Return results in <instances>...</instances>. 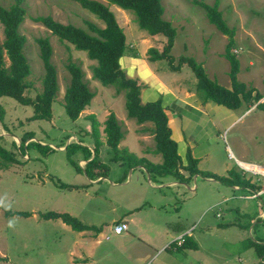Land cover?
Wrapping results in <instances>:
<instances>
[{"label": "rangeland", "instance_id": "obj_1", "mask_svg": "<svg viewBox=\"0 0 264 264\" xmlns=\"http://www.w3.org/2000/svg\"><path fill=\"white\" fill-rule=\"evenodd\" d=\"M103 1L104 0H98ZM164 9L163 19L180 31L187 28L185 36H190L191 40L184 43L183 34L178 33L177 43L173 45L172 50L177 57H191L196 59L195 55L206 54L210 50L214 55L223 51L227 43V38L222 35L213 25L209 24L205 17V12L196 3H205L214 5L218 3V10L222 13V19L229 28L235 29V54L240 62V75L238 80L247 83L251 87H257L264 94V0H160ZM12 0H0V4L8 7ZM110 11L114 14L118 25L125 31L126 52L135 53L137 50L161 49V43L164 42L163 36H149L146 43L140 42L130 37V30L134 34H145L146 32L139 27V24L131 12L123 11L114 5L106 2ZM23 7L26 11L25 20L19 28V32L26 38L23 48V54L30 66L31 74L27 79L30 88L26 90L25 95L34 98L42 91V78L44 69L39 55L38 39H47L52 47L51 63L57 72L58 92L54 103L52 104V119L50 121H32L27 119L33 115L31 107H25L18 104L10 98H1L0 106L5 112L2 122H0V143L12 154H17L18 163L11 165L7 170L0 169V264H68L69 250L75 231L62 223L61 220H43L39 216L46 212L67 213L83 224L95 225V229L90 231L91 239L100 235L107 225L113 229L111 220L113 214L100 211L99 195L106 193L107 198L113 205L121 204V198L124 194H137L142 189L148 188V180L142 177V187L137 182L138 171L129 170L126 177L132 175V183L121 189L113 188L108 181L97 184L89 180L80 157L87 155L86 150L95 148L99 152L101 149H109V156H112V162H119L125 158L129 150L138 153L140 148L153 150L156 148L153 136L150 132L142 133V130L152 128L150 123L142 126L135 120L127 118L125 110L124 93L117 95L115 89L111 86H103L97 80L92 79V68L97 65L95 61L87 58L84 51H77L66 42H61L56 36L52 35L45 27L39 23L33 22V18L51 17L62 24H69L74 27L89 30L88 23L103 28V23L93 14L80 7L72 0H24ZM136 37H138L136 35ZM3 40L2 27L0 25V42ZM187 49L188 52H184ZM201 58H204L202 56ZM207 58V54L205 55ZM73 62L81 67L84 74V81L87 83L90 91L95 94L89 107H87L80 117L73 121L66 115L64 109V93L69 86L70 75L66 69L67 64ZM178 58H175L173 64L177 65ZM200 63V62H199ZM161 67L160 72L165 76H170V80L175 78L186 82L191 86L196 84V79L192 70L187 65L180 66V70L171 69L166 60L159 61L155 66ZM208 67L211 69V65ZM229 69L228 61L222 57L214 63L213 71L215 76L210 75V69L206 68L210 77L216 82L225 83L224 69ZM213 74V72H212ZM168 80V81H170ZM227 80H229L227 75ZM231 85V82H230ZM223 86V85H222ZM198 94V92L195 90ZM199 98H202L198 94ZM248 113L243 115L244 122L234 126L228 133L227 141L234 156L243 162L258 164L264 166V123L254 121L257 113L262 111L254 106H248ZM113 113L116 116L122 132V139L118 143V150L115 152L106 143V136L103 133L104 121L108 115ZM250 113V114H249ZM95 115L99 130V145L96 148L94 140L91 137V120L87 117ZM251 124L252 132L258 133L252 137V142L247 143L244 133L245 125ZM32 134L33 138L27 140L25 144L35 142L45 147L32 145L29 148L19 150L22 140ZM236 135L240 142H236ZM241 150L242 157H239L233 150L232 141ZM83 141V142H82ZM15 144V146L13 145ZM70 143H77L81 148H65ZM26 146V145H25ZM225 147H221L222 149ZM17 148V149H16ZM63 148V149H62ZM111 150V151H110ZM244 152V154H243ZM103 153L102 159L109 162ZM93 156H91V159ZM221 160L236 170L235 160H228L221 155ZM1 164V161H0ZM120 167V166H118ZM249 167V166H248ZM262 171L264 169H261ZM222 170L218 181L219 198L230 195L227 185L228 176ZM145 174V172H144ZM179 174L184 177L190 176V173L183 168L179 169ZM225 175V176H224ZM251 182L262 184L264 188V177L258 179V175L252 173L243 174ZM114 176V175H113ZM112 176V177H113ZM224 176V177H223ZM140 177V176H139ZM109 180V179H106ZM200 189L205 188L208 191V185H203L202 180H198ZM60 184L66 186L61 188ZM200 189L197 194L200 193ZM189 189L180 195L177 207H181L183 201H186V207L191 206ZM204 192V190H203ZM215 194V193H214ZM254 192L250 193L255 197ZM104 195V194H103ZM246 196V195H245ZM95 200L90 202L91 198ZM240 203L239 209L227 213L226 208L235 207ZM226 207V208H225ZM264 211V196L256 200L234 201L227 200L218 203L217 210L204 211L202 215L193 223L194 227L185 234L191 236L201 245L197 252H191L184 259L183 255L174 253L178 261L171 264H258L261 259L257 256L255 250L250 247V241H264V223L254 217ZM7 212H28L30 217L6 216ZM110 214V217H106ZM219 214V217L216 216ZM192 215L188 221L193 218ZM116 217V216H115ZM260 218V217H259ZM81 219V220H80ZM105 220H107L105 222ZM183 220V219H182ZM264 220V214H263ZM259 223H256V222ZM104 222V223H103ZM215 223L220 224L218 227ZM11 225V226H10ZM248 227V228H247ZM102 229V230H101ZM100 232V233H99ZM93 236V237H92ZM105 235L102 236L104 238ZM105 244L101 240L95 247V254L100 264H134L127 263L126 258L121 257L116 252L113 244L117 240H111ZM112 242V243H111ZM264 243V242H259ZM108 246H110L108 248ZM170 253L171 250L164 251ZM116 255H115V254ZM113 254V257H111ZM181 255V256H180ZM183 257V258H182ZM166 255L158 253L148 264H160ZM182 258V261L180 259Z\"/></svg>", "mask_w": 264, "mask_h": 264}, {"label": "trees", "instance_id": "obj_2", "mask_svg": "<svg viewBox=\"0 0 264 264\" xmlns=\"http://www.w3.org/2000/svg\"><path fill=\"white\" fill-rule=\"evenodd\" d=\"M13 3L8 7L0 4V25L2 27L3 40L0 42V99L10 98L21 106L31 107L33 115L27 119L32 121H50L52 119V104L54 103L57 92V72L51 63L52 47L47 39H38L39 55L44 69L42 78V91L34 98L25 95L26 90L30 88L27 79L31 74L30 66L23 54V48L26 38L20 34L19 28L25 20L26 11L23 7L24 0H12ZM80 5L81 8L93 14L103 23V28H98L94 24L88 23L89 30L92 34L83 29L74 27L69 24H62L55 21L51 17L33 18V22L41 24L52 35L56 36L61 42H66L77 51H84L87 58L97 63L92 68V79L97 80L103 86H111L115 89V93L119 95L124 93L125 110L127 118L133 119L138 125L150 123L152 128L142 130V133L148 131L153 136L156 148L155 154L161 155L162 163L154 167L148 165L147 171L160 176H172L178 180H185L179 174L180 158L177 154L175 142L171 139V132L167 125V116L164 113L160 101L142 103L140 99L143 84L139 79L129 78L121 70L119 60L124 56L127 48L126 38L122 28L118 25L114 14L110 11L106 2L114 5L119 9L133 13L139 27L148 33L149 36H163L164 42L161 43V49H150L148 51L149 61L166 60L174 71L180 70V66L187 65L193 72L196 79L195 90L203 100L214 102L231 110L239 109L242 105L254 106L256 109L264 113V101H259L264 97L259 92L245 83L238 80L240 72V62L235 52V29L229 28L222 19V13L218 10V3L210 6L205 3L196 4L203 9L205 17L209 24L213 25L222 35L227 38L225 45L224 57L229 63L228 76L231 82L230 89L219 85L215 80L208 77L203 68L202 63L197 62L194 58L182 56L178 58L177 65L171 55V50L176 38V28L163 19L164 9L160 0H72ZM66 69L70 75L69 86L66 88L63 101L66 115L69 119L77 120L82 112L89 107L95 94L90 91L87 83L84 81V74L80 66L70 62ZM5 112L0 106V122L3 121ZM91 120V137L94 140L96 148L99 142L98 123L95 115L87 116ZM103 133L106 136V143L115 152L118 150V143L122 139V132L116 116L110 113L104 121ZM27 139L22 140L19 150L23 152V148H29L32 145L45 149L44 146L35 142L26 143L31 140L33 135L28 134ZM83 142V141H82ZM15 146V144L13 143ZM26 145V146H25ZM16 147V146H15ZM67 148H81L77 143H70ZM17 149V148H16ZM85 151V150H84ZM17 154H12L5 149L0 143V169L7 170L11 165L18 163ZM127 155V154H126ZM86 155L85 161L89 158ZM128 158L136 162L132 154H128ZM188 165L183 168L190 173L189 177L198 174L196 168L197 161L188 155ZM85 173L90 180H97L106 177L108 168L105 164L98 162L95 158L87 162L84 166ZM203 177H212L216 180L222 178L211 175L202 174ZM227 185L250 187L251 189L261 188L256 183H252L249 179L243 180L233 171L228 174ZM261 180V178H259ZM72 186L60 184L59 187ZM6 216L30 217L28 212H7ZM43 220H61L63 224L70 227L75 232L86 230H97V228L89 227L82 224L77 218L67 213L46 212L39 216ZM264 223V220H263ZM220 226V224L218 225ZM248 228V227H247ZM264 242L262 240H257ZM250 241L257 256L261 259L258 264H264V243ZM171 251L183 252L184 250H197V245L190 237H185L179 245L171 244ZM1 261L5 259L0 258Z\"/></svg>", "mask_w": 264, "mask_h": 264}, {"label": "crops", "instance_id": "obj_3", "mask_svg": "<svg viewBox=\"0 0 264 264\" xmlns=\"http://www.w3.org/2000/svg\"><path fill=\"white\" fill-rule=\"evenodd\" d=\"M176 30L174 44L177 43L178 33H180V35L183 34L182 39L184 43H190L188 41L191 40V37L185 36L189 34V32L184 33L187 28L180 29V31L176 28ZM123 32L125 34V31ZM136 35L138 37H136ZM130 37H133L136 41L140 40V42L146 43L149 35L147 32L142 35L134 34L133 29H131ZM145 51L146 49H141L132 54L125 50L124 56L119 60L120 68L127 77L137 78L143 84L140 94L142 103L161 102L164 113L167 116V125L171 132V139L175 142L177 147V154L180 158V168H185L189 164L188 155H190L197 161L196 168L198 174L192 177L185 175V180L182 179L181 181L172 176H160L155 173H149L147 171L148 165L154 167L162 163L161 155L155 154L154 149L149 150L140 148L141 151L138 153L129 150L124 153L125 158H122L119 162H112L113 157L109 156V149H101L99 152H96L95 148L90 151L86 150L89 159L87 161L84 160L86 155L84 158L80 157V166L81 163L83 164L81 167L89 162L91 156H93V159L95 158L98 162L105 164L109 170L107 176L100 178L99 182L107 183L109 181L113 188L120 187L123 189L132 183V175L135 171L133 173L131 172L129 177H126V173L129 170H136L138 171L137 175L140 176H136L140 187L143 186L141 182L142 177L145 180L147 177L149 186L146 189H142L143 193L139 192L137 194H132V196H129L130 194H124L121 198V204L117 205L112 204L111 200L107 198L108 195H106V193H100L98 201L99 210H107L106 213L110 212V214H113V212L115 213V215H112V218L110 214L106 216L111 218L107 220L113 222V229L110 225H107L100 235L92 236V239L90 238V231L74 232L76 236L73 237L71 249L68 253V264H100L95 254V247L98 246V243H101V240L104 241L105 244H108L110 242L108 236H111V240H117V244H113L115 247L113 252H116V254H119L121 257L124 255L127 263L148 264L160 253V255H166V258L162 259L160 264H171V262L179 260L178 257L175 259L172 258L176 256L174 253L183 255L185 259L191 252H197L201 249V245L191 236H188L197 245L196 251L184 250L183 252H177L173 250L170 251V253L169 251L168 253L164 252L169 249L171 244L179 245V243L187 237L190 229L194 227L192 222L199 218L202 212L217 210L220 201H224V203H226L227 200L242 202L246 200H256L257 198L261 199L264 196V188L251 189L250 187L229 186L228 194L230 195L224 196L225 199L220 200L218 199L220 196L219 189H217L219 185L218 180L212 177L202 176V174L205 173L219 177L221 176L220 172L222 170H224L223 172L228 176L230 167L221 160L222 154L224 158L226 157L228 160H235L236 170L231 171L236 173L243 180H247L246 176L244 177L243 174L248 173L243 170V165L263 167L260 169H264L262 165L251 164L237 159L228 145V133H230L234 126L244 122L243 115L248 113V106L244 104L239 109L231 110L214 102L199 98L198 94L195 92V83L188 86L186 82L180 81L177 78H175V80H170L173 78L165 76L164 72H160L161 67L164 66H155L159 61H149L148 52ZM173 52L174 50H171V55L174 59L179 58L177 57L178 55H175ZM184 52H188L187 49ZM206 52H208L206 53L207 58H205L206 54L201 52V54L196 53L195 60L202 63L206 74L211 78L210 75L215 76L216 74V71H213L214 63L218 61V59H222L223 51L216 56L210 50H206ZM202 56H204V58H201ZM208 65H211V69ZM206 68L210 69V75ZM224 71L225 81L223 82L225 83H217L230 89V79L227 80L229 69L226 68ZM239 75L240 73L238 76ZM245 84L248 86L247 83ZM253 88L264 96L262 93L263 90L259 91L257 87ZM263 101L264 97L259 103ZM254 115H257L254 119L255 122L264 123L263 112ZM243 129H250V131H247L248 133H244V137L247 143H251L252 137H254L258 131L252 132L251 124L245 125ZM235 140L236 142H240L237 135ZM223 144L225 147L222 149L221 147ZM232 145L234 146L233 150L235 153L239 157H242L241 150L237 147L234 140L232 141ZM103 153H107L106 157L109 158V162L106 159H102ZM128 154H132L136 162L130 160ZM257 177L258 179L263 178L264 174L258 175ZM199 179L202 180L203 185L209 186H206L208 191L205 188L200 189ZM93 183L97 184V181L94 180ZM252 183L256 182L254 181ZM255 185L262 187L260 183ZM187 189L190 190L189 194L193 195L189 197L191 206H185L187 201V199H185L182 206L177 207L181 197L180 195ZM199 189L200 193L197 194ZM252 192L256 193L253 198L249 195ZM92 200H95V197H92L90 202ZM239 205L240 203H237L235 207H225L227 213L239 209ZM263 214L264 211L254 217L253 222L255 219L263 221ZM192 215H194L193 218L188 221ZM216 216L219 217V214H216ZM107 220H105V222ZM122 223L127 226V230L121 234H116L114 232V226ZM215 224L217 226L219 225L217 223ZM85 225L89 227L95 226ZM103 235H105L104 238H102ZM109 247L110 246H108V248ZM111 257H113V254H111ZM182 258L180 261H182Z\"/></svg>", "mask_w": 264, "mask_h": 264}, {"label": "built area", "instance_id": "obj_4", "mask_svg": "<svg viewBox=\"0 0 264 264\" xmlns=\"http://www.w3.org/2000/svg\"><path fill=\"white\" fill-rule=\"evenodd\" d=\"M243 170H245V172H248V170L246 168L243 167ZM250 173V172H249ZM255 175H261L260 173H257ZM127 230V226L125 224H117L114 226V232L116 234H121L123 232H125Z\"/></svg>", "mask_w": 264, "mask_h": 264}, {"label": "bare ground", "instance_id": "obj_5", "mask_svg": "<svg viewBox=\"0 0 264 264\" xmlns=\"http://www.w3.org/2000/svg\"><path fill=\"white\" fill-rule=\"evenodd\" d=\"M250 166V167H247ZM244 168H246L248 170V172L252 173V174H264V170L262 171L260 168L263 167H256V166H252V165H243Z\"/></svg>", "mask_w": 264, "mask_h": 264}, {"label": "clouds", "instance_id": "obj_6", "mask_svg": "<svg viewBox=\"0 0 264 264\" xmlns=\"http://www.w3.org/2000/svg\"><path fill=\"white\" fill-rule=\"evenodd\" d=\"M11 226V225H10Z\"/></svg>", "mask_w": 264, "mask_h": 264}]
</instances>
